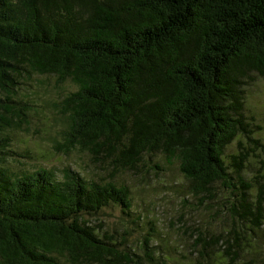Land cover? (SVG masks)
<instances>
[{"label": "trees", "instance_id": "16d2710c", "mask_svg": "<svg viewBox=\"0 0 264 264\" xmlns=\"http://www.w3.org/2000/svg\"><path fill=\"white\" fill-rule=\"evenodd\" d=\"M252 73L264 77V0H0V264L176 263L155 251L160 232L131 217V191L116 181L156 153L188 183L173 193L190 189L208 207L216 184L239 191L222 206L229 224L209 239L199 231L201 252L184 256L212 264L215 246L219 264L237 259L264 235V173L235 186L247 155L227 153L239 135L253 141L242 116ZM52 81L69 82L54 106L56 151L108 161L106 178L36 170L14 148ZM110 206L143 232L139 248L92 221Z\"/></svg>", "mask_w": 264, "mask_h": 264}, {"label": "rangeland", "instance_id": "374dc122", "mask_svg": "<svg viewBox=\"0 0 264 264\" xmlns=\"http://www.w3.org/2000/svg\"><path fill=\"white\" fill-rule=\"evenodd\" d=\"M247 90L245 93V103L242 108V116L249 127L254 129L251 137L253 141L245 135H239L228 148V156L242 152L247 155V162L240 175H232V183L238 185L241 182H251L256 174L264 173V77L252 73L249 79L245 80ZM67 92L69 82L57 84L52 81L37 88L39 95L43 98V104L35 107L32 114V125L27 131H13L15 133V149L19 152H30L25 155L23 162L26 165H34L36 170L48 168L57 176L60 171L68 166L79 171L85 178L107 177L103 170L108 165V161L98 164L90 159L85 152L72 150L68 153L57 152L56 142H61L59 133L62 123L55 118L58 108L54 107L60 100V90ZM231 165V160L227 161ZM110 167V166H109ZM116 181L126 185L133 196L135 208L131 217L135 220L140 218L139 225L145 227L146 221H153V228L160 232L158 246L155 251L160 250L163 255L169 254L171 258L177 257L176 263L190 264L187 259L188 253L199 255L201 246H194L198 232L202 231L209 239L206 232L219 233L229 224V220L223 219L225 202L237 204L239 191L230 189L218 183L212 193L215 204L208 205L212 210L201 204L197 197L192 195L190 189L179 190L173 193L171 186H185L187 181L179 173L176 164L167 163L160 153L151 156L146 155L137 170L124 171L117 175ZM256 192V186L250 189ZM232 191V193L230 192ZM213 209H220L214 211ZM220 214L213 217V214ZM101 222L103 226L118 233L123 238L124 232H129L128 239L137 241V247L141 246L142 231L130 224V218L120 208L110 206L92 217V221ZM152 227V226H151ZM146 231V228L145 230ZM127 236H125L126 238ZM248 245L242 243L237 259L230 264H264V235L254 239ZM152 242H149V246ZM235 250V248H232ZM181 251L180 254L177 252ZM221 250L215 246L207 249L211 256L212 264H219L215 258L220 255ZM136 253L140 254L139 249ZM202 264H207L203 261Z\"/></svg>", "mask_w": 264, "mask_h": 264}]
</instances>
